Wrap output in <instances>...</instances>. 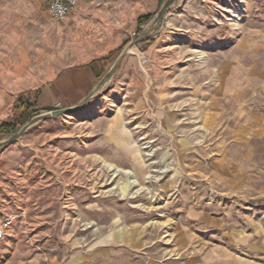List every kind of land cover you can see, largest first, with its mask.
<instances>
[{"label":"rangeland","instance_id":"rangeland-1","mask_svg":"<svg viewBox=\"0 0 264 264\" xmlns=\"http://www.w3.org/2000/svg\"><path fill=\"white\" fill-rule=\"evenodd\" d=\"M166 1L132 6L127 20L153 16L140 31L100 39L53 21L48 2L0 0V126L13 129L0 142L89 97L0 150V264H156L190 209L264 239V0H175L97 88ZM102 58L73 106L37 103Z\"/></svg>","mask_w":264,"mask_h":264},{"label":"crops","instance_id":"crops-1","mask_svg":"<svg viewBox=\"0 0 264 264\" xmlns=\"http://www.w3.org/2000/svg\"><path fill=\"white\" fill-rule=\"evenodd\" d=\"M141 2L115 0L110 7L101 9L80 4L59 24L73 33L93 32L101 39L115 25L123 32L136 29L140 17L151 15L147 12L137 15L134 22L127 20L128 11ZM104 58L82 68L61 72L47 87L48 91L54 92L55 100L48 99V91L45 90L36 98L37 103L41 100L47 102L41 108H55L61 103L73 106L92 87L93 77L104 67ZM171 238L169 254H165L156 264H264V239L261 232L258 229L244 231L232 227L223 215L211 208L190 209L186 217L179 221Z\"/></svg>","mask_w":264,"mask_h":264},{"label":"water","instance_id":"water-1","mask_svg":"<svg viewBox=\"0 0 264 264\" xmlns=\"http://www.w3.org/2000/svg\"><path fill=\"white\" fill-rule=\"evenodd\" d=\"M174 1L175 0L166 1L165 4L163 5V7L158 12V14L155 16L154 21L150 25L143 28L141 35L135 41L130 42L127 46L124 47V49L122 50V52L117 57L115 63L111 67V69L108 71V73L105 75V77L99 82V85L97 86V88H99L100 85H102L106 80L110 79L113 76V74L117 70L118 66L120 65V63L122 62L124 57L128 54L129 49L132 46L139 44L143 41H146V39H148V37L152 34V32H154L156 30L157 25L159 24L161 18L163 17L165 12L173 5ZM88 98L89 97L84 98L83 101L76 107L50 111V112L39 114L35 117L30 118V120L28 122H26L25 124L22 125V128L18 132L10 135L5 141L0 142V150L5 148L6 146L16 142L17 140H19L30 126L35 125L38 122L44 121L46 119L54 118V117H57V116H60V115L66 114V113L74 112V111L81 109L85 105V103L87 102Z\"/></svg>","mask_w":264,"mask_h":264},{"label":"built area","instance_id":"built-area-1","mask_svg":"<svg viewBox=\"0 0 264 264\" xmlns=\"http://www.w3.org/2000/svg\"><path fill=\"white\" fill-rule=\"evenodd\" d=\"M115 0H48L47 11L53 21L63 22L68 13L80 4H87L90 7L101 9L110 7ZM12 226L11 219L0 221V240L5 237Z\"/></svg>","mask_w":264,"mask_h":264},{"label":"trees","instance_id":"trees-1","mask_svg":"<svg viewBox=\"0 0 264 264\" xmlns=\"http://www.w3.org/2000/svg\"><path fill=\"white\" fill-rule=\"evenodd\" d=\"M152 17H153L152 15H145V16L140 17L137 21V29L140 31L141 27L143 25H146L152 19ZM17 103H19V104L21 103L20 97L18 98ZM20 107H23V105H20ZM0 131L2 133H9V132L13 131V129L11 126L3 124L0 126Z\"/></svg>","mask_w":264,"mask_h":264}]
</instances>
